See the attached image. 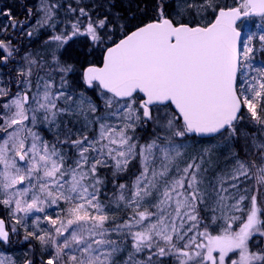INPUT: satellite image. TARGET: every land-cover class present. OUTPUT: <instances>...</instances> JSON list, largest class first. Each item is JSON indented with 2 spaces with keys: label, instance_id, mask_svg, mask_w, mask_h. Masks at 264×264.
Masks as SVG:
<instances>
[{
  "label": "snow or ice",
  "instance_id": "6c2138e0",
  "mask_svg": "<svg viewBox=\"0 0 264 264\" xmlns=\"http://www.w3.org/2000/svg\"><path fill=\"white\" fill-rule=\"evenodd\" d=\"M14 245L0 264H264V0H0Z\"/></svg>",
  "mask_w": 264,
  "mask_h": 264
},
{
  "label": "rangeland",
  "instance_id": "374dc122",
  "mask_svg": "<svg viewBox=\"0 0 264 264\" xmlns=\"http://www.w3.org/2000/svg\"><path fill=\"white\" fill-rule=\"evenodd\" d=\"M252 30H255V28L253 27ZM245 31H248V29L246 28ZM40 46H41L40 43H35V47H34V48L39 49ZM28 47H29V46H28ZM80 47L83 48L82 45H81ZM73 51H76V49H74ZM44 135H45V136H48V133L45 132ZM250 243H251V241H250ZM10 248H11V247H10ZM0 252H4L6 255H8V256H12V257L16 258L17 260H19V259L21 258L20 250H19V249H15V250L12 251V252L9 251V248H7V249H0Z\"/></svg>",
  "mask_w": 264,
  "mask_h": 264
},
{
  "label": "trees",
  "instance_id": "16d2710c",
  "mask_svg": "<svg viewBox=\"0 0 264 264\" xmlns=\"http://www.w3.org/2000/svg\"><path fill=\"white\" fill-rule=\"evenodd\" d=\"M21 44H22V46H29V47H35V44H33V43H30L28 40H27V38H24L22 41H21Z\"/></svg>",
  "mask_w": 264,
  "mask_h": 264
},
{
  "label": "bare ground",
  "instance_id": "6f19581e",
  "mask_svg": "<svg viewBox=\"0 0 264 264\" xmlns=\"http://www.w3.org/2000/svg\"><path fill=\"white\" fill-rule=\"evenodd\" d=\"M17 0H13V2L11 1V5L15 6L16 5ZM25 2L27 3H35V0H25ZM17 11H19V8L16 9Z\"/></svg>",
  "mask_w": 264,
  "mask_h": 264
},
{
  "label": "flooded vegetation",
  "instance_id": "af4514ba",
  "mask_svg": "<svg viewBox=\"0 0 264 264\" xmlns=\"http://www.w3.org/2000/svg\"><path fill=\"white\" fill-rule=\"evenodd\" d=\"M11 1L13 2V0H5V2L10 4V5H11V3H10Z\"/></svg>",
  "mask_w": 264,
  "mask_h": 264
}]
</instances>
